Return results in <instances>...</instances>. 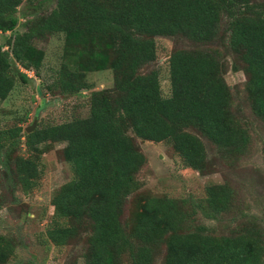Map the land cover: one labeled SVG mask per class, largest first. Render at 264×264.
Listing matches in <instances>:
<instances>
[{"label": "trees", "instance_id": "obj_1", "mask_svg": "<svg viewBox=\"0 0 264 264\" xmlns=\"http://www.w3.org/2000/svg\"><path fill=\"white\" fill-rule=\"evenodd\" d=\"M22 2L0 0V34L11 33L0 45V100L15 82H32L20 68L39 74L44 53L34 43L59 34L61 63L49 89L65 96L91 90L86 117L29 134L19 124L0 129V177L25 194L37 187L47 146L64 144L73 177L51 196L46 240L64 247L83 237L84 264H123L124 256L130 264H154L163 247V264H264V232L255 222L227 234L199 223L219 222L229 212L233 189L227 184L207 187L189 213L187 200L144 197L133 223L123 221L147 165L137 139L170 144L183 166L201 175L212 165L200 136L224 157L246 152L247 127L234 109L225 62L214 45L234 55L252 112L264 124V0H56L48 14L36 8L24 31L14 33ZM157 37L190 45L169 54L168 97L161 94L158 70L145 71L157 58ZM106 70L112 87L93 90L87 75ZM20 145L27 157L17 154ZM16 247L14 239L0 236V264Z\"/></svg>", "mask_w": 264, "mask_h": 264}, {"label": "rangeland", "instance_id": "obj_2", "mask_svg": "<svg viewBox=\"0 0 264 264\" xmlns=\"http://www.w3.org/2000/svg\"><path fill=\"white\" fill-rule=\"evenodd\" d=\"M56 0H23L16 9L18 25L15 32H23L25 23L32 17L36 8L39 15L48 14L55 7ZM11 35L0 34V45L5 44ZM157 58L145 71L156 69L163 97L170 95L167 59L173 48L189 47L184 40L166 37L155 38ZM44 53L43 65L39 74H31V83L20 81L5 100H0V129L19 124L24 129L36 119L35 129L60 124L74 118L86 117L89 111L88 97L91 90L65 96L49 87L54 81L55 72L61 63L63 36H47L34 43ZM220 52L224 59V80L231 89L234 109L247 127L249 144L243 156H222L220 151L207 139L200 136L205 145L212 170L206 175L183 166L181 159L166 142L153 143L137 139V144L147 158V165L138 174L141 185L138 192L131 195L125 205L123 221L133 223V214L140 200L148 196L167 197L175 200H187L185 210L190 205L205 198V190L212 185L227 184L233 189V199L229 212L219 222L207 221L201 217L199 223L212 225L215 233L227 234L238 224L255 222L264 232V124L251 109L247 93L244 90L245 76L241 70L235 71L236 59L222 44L212 47ZM7 47H4L6 50ZM240 69V65L236 64ZM24 73V69L20 68ZM33 73V72H32ZM25 74V73H24ZM27 76V75H26ZM86 80L93 90L111 88L113 75L110 70L90 73ZM62 96V97H61ZM194 133V132H193ZM129 134L132 133L129 131ZM43 154L40 164V177L37 187L25 194L19 188L14 191L0 177V236L15 240L17 247L7 264H84L82 253L86 242H71L64 247L50 244L45 230L52 222L54 208L50 204L53 192L73 177L70 165L63 159L64 144H51ZM17 154L27 157L23 145ZM240 156V157H239ZM61 223V222H60ZM70 224L73 221L70 220ZM87 221L80 226L86 227ZM163 247V246H162ZM164 249V247H163ZM158 249L154 264H163L164 250ZM123 264H130L127 256Z\"/></svg>", "mask_w": 264, "mask_h": 264}, {"label": "water", "instance_id": "obj_3", "mask_svg": "<svg viewBox=\"0 0 264 264\" xmlns=\"http://www.w3.org/2000/svg\"><path fill=\"white\" fill-rule=\"evenodd\" d=\"M35 126H36V119H34L33 123L29 127L25 128L24 132L27 134L31 133L32 131H34Z\"/></svg>", "mask_w": 264, "mask_h": 264}, {"label": "built area", "instance_id": "obj_4", "mask_svg": "<svg viewBox=\"0 0 264 264\" xmlns=\"http://www.w3.org/2000/svg\"><path fill=\"white\" fill-rule=\"evenodd\" d=\"M25 72V74L28 76V74H29V72L27 71V70H24ZM31 72V74H34V73H32V71H30Z\"/></svg>", "mask_w": 264, "mask_h": 264}]
</instances>
